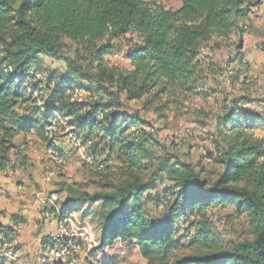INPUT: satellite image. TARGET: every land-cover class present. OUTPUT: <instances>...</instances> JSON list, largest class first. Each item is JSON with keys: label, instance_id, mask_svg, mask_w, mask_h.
I'll return each mask as SVG.
<instances>
[{"label": "trees", "instance_id": "1", "mask_svg": "<svg viewBox=\"0 0 264 264\" xmlns=\"http://www.w3.org/2000/svg\"><path fill=\"white\" fill-rule=\"evenodd\" d=\"M263 4L264 0H183L176 10H167L160 0H0V171L8 168L16 134L33 133L48 147L44 132L54 123L56 134L64 129L94 159L105 158L95 161L104 167L96 172H107L114 154L125 168L115 184L105 186L108 191L90 194L66 188L58 207L61 218L80 211L82 218L95 220L99 251L119 238L136 246L147 261L164 260L177 248L174 221L183 213L228 205L246 216L251 239L228 249L182 257L175 264H264V146L252 135V118L241 117L230 105L221 108L217 132L220 127L227 133L217 143L214 159L220 172L212 185L205 183L196 167L168 160H159L154 177L144 181L139 151L145 153L147 147L141 121L122 112L121 98H144L150 105L170 92L192 95L198 80L213 73L203 68L202 49L218 50L232 36L237 39L231 44L237 65L231 78L246 77L239 42L251 28L250 15ZM63 39L74 44L76 55L86 56L89 66L64 54ZM121 39L120 45H111ZM114 53L127 61L126 71L114 74L106 68L105 58ZM45 60L62 61L65 69L62 73L49 69L46 79H38L48 91L47 97H41L32 80ZM93 64L95 73L90 71ZM75 90H87L86 99L75 100ZM168 104L160 101L155 111L167 110ZM104 141L108 147L99 153L96 147ZM163 176L175 195L168 210L166 203L156 205L167 210L166 221L158 222L143 212L141 201ZM94 204L100 206L99 212L91 211ZM19 222L24 223L18 220L15 226ZM203 231L211 233L208 225ZM5 233L2 244L11 243L18 234L14 229ZM50 242L46 240L42 249Z\"/></svg>", "mask_w": 264, "mask_h": 264}, {"label": "rangeland", "instance_id": "2", "mask_svg": "<svg viewBox=\"0 0 264 264\" xmlns=\"http://www.w3.org/2000/svg\"><path fill=\"white\" fill-rule=\"evenodd\" d=\"M160 1L167 10H176L183 0ZM250 18L252 19L251 28L243 34L239 42V46H241L239 48L244 55V62L247 64V67L242 66V69L248 68V75H245L247 78L242 77L239 81H236V78H231L236 76L235 68L237 65L234 63L235 56L232 53L236 49L231 46L232 43L237 42V39L232 36L218 50H213L210 46L202 49L203 68L213 71V73H210L204 80H198V89L192 95L170 92L166 96H161L151 102L150 105L145 104L148 99L131 101L127 100L124 95L121 96L124 105L122 112L141 121L142 140L147 147L145 153L139 151L141 159L139 170L144 181L154 177L155 165L159 160H168L171 164L182 163L196 167L205 183L212 185L220 172V167L214 159L217 143H220L227 133L220 127L221 132H217V125L222 121L219 118L222 115L221 108L225 105L237 109L243 118H252L251 123L255 125L252 135L264 146V8L254 11ZM128 37L131 36L128 35ZM122 41V39L112 41L111 45L115 47L120 45ZM62 43L65 45L64 54L67 57L80 63L83 67L89 66V62L85 61V55L74 53L75 48L71 41L63 39ZM105 61L106 68L112 70L114 74L124 72L128 68L127 61L117 53L107 56ZM94 67V64L90 66L91 73H95ZM49 69L62 73L65 64L62 61H44L35 76L36 79L32 80L38 86L37 91L41 93V97H47L48 91L39 85L38 79H46ZM107 84L105 83V86ZM86 91L75 90V94H81L86 99ZM160 101L162 103L169 101L168 108L163 112H156L155 109L159 106ZM64 137L67 138L62 140ZM71 137L64 129L56 134V143L63 151L60 154L62 169L59 171L46 158V146L41 150L32 140V145L27 148L37 162L45 165L43 174H46L47 177L52 175L51 180L45 183V185L50 186L49 191L42 192L40 198L45 202L51 194H55L57 197L56 207H60L62 199L66 197L64 196L66 188L71 187V189L90 194L105 192L109 189L105 186L109 183L115 184L125 172V168H122V165L115 160V154L110 157L107 172L104 174L96 172L92 163L95 161L102 162L105 158L96 156L97 159H94L89 150L74 147ZM30 138L32 137L30 136ZM65 142L69 147L67 151L63 147ZM102 143L100 148L95 146L99 153H101L100 149L108 147L106 141ZM104 143L105 146L103 147ZM261 161L264 162V158ZM14 172L13 168L7 169L6 175L11 174L12 176ZM163 179H165L164 176L157 178L151 189L143 195L141 201L143 212L158 222L166 221L165 215L168 208L173 206L175 195V192L171 190V183L163 181ZM159 202L166 203V211L156 208ZM39 203L41 202L39 201ZM98 207H100L98 204H94L90 209L99 212ZM182 215L181 218L174 221V239L177 248L171 251L164 260L155 258L147 261L142 258L136 246L122 241H115L112 248L108 247V250L99 251L98 230L95 220L92 221L89 216L87 217L89 219L86 218V221H83L80 211H71L69 213L71 221L76 220L84 223L83 226L87 234L96 244L91 253L87 252L84 245L75 264H175L182 257L228 249L251 239L246 216L237 213L232 206L212 205L204 211L197 212L192 209L187 210ZM74 225L75 228H80L75 223ZM204 225L210 227L211 233H204ZM70 227L68 228L73 230ZM45 239L50 240L51 237ZM13 241L18 240L14 238ZM17 247V250H21V246L17 245ZM14 255L11 264L18 262L17 252ZM30 264H40L39 257L33 256Z\"/></svg>", "mask_w": 264, "mask_h": 264}, {"label": "crops", "instance_id": "3", "mask_svg": "<svg viewBox=\"0 0 264 264\" xmlns=\"http://www.w3.org/2000/svg\"><path fill=\"white\" fill-rule=\"evenodd\" d=\"M263 8L264 4L260 9ZM30 136L39 149H44L45 145L33 133H18L12 139L14 149L9 153V165L7 166V169L13 168L15 172L11 176V174L6 175L7 169L0 171V186L11 193L9 198L0 197V241L5 235H8L5 231L14 229L18 220L25 224L23 231L16 234L18 240L16 243L21 246V250L16 248L18 260L16 264H30L33 256L39 257L42 244L46 241L45 238L51 237L53 232L44 221L46 212L51 207L47 204L42 205L39 199L42 192L49 191L50 186L45 183L51 180L52 175L47 177L46 174H43L45 165L37 162L29 149H20L21 143ZM65 138L67 137L62 140ZM63 147L66 148V151L69 150L66 142ZM18 188H21L22 191H18ZM64 199L65 197L62 201ZM82 219L86 221V219ZM96 227L98 230V226ZM3 231L4 233H2ZM97 235L99 238V232ZM0 261L3 264H11L12 260L0 258Z\"/></svg>", "mask_w": 264, "mask_h": 264}, {"label": "built area", "instance_id": "4", "mask_svg": "<svg viewBox=\"0 0 264 264\" xmlns=\"http://www.w3.org/2000/svg\"><path fill=\"white\" fill-rule=\"evenodd\" d=\"M81 94H77L74 96V99L78 102L82 99ZM56 132L57 128L54 123L50 124L45 128L44 136L47 138V142L51 144V146H46L45 155L48 161L57 169V171L62 169V159L61 153L63 152L56 143ZM32 138L27 137L25 141L20 145L21 150L27 149L30 145H32ZM71 142L74 147L84 150L85 147L81 146V143L78 139L71 137ZM94 165L96 171L103 172L104 167L102 164ZM18 191H22L21 188H18ZM11 193L0 186V197L6 198L9 197ZM42 204H47L51 208L46 212V217L44 219L47 227L54 230L51 242L47 243L41 251L39 256L40 264H75L78 255L82 252L84 245L86 246L87 252L91 253V250L96 247L91 236L87 234L86 229L83 224L76 220L71 221L70 216L61 218L59 215L58 207L55 206V202L57 197L55 194H51L50 197L44 202L41 198H39ZM76 224L77 227L75 228ZM25 224L19 222L15 227V233H20L25 228ZM72 227L73 230L68 227ZM70 227V228H71ZM115 241L120 242L121 239L117 238ZM114 241V243H115ZM113 243V244H114ZM16 242L11 243H3L0 245V258H6L11 260L15 255L14 247L16 246ZM109 248L113 247L108 246ZM105 247L103 250H108L109 248ZM95 254V251H94Z\"/></svg>", "mask_w": 264, "mask_h": 264}]
</instances>
